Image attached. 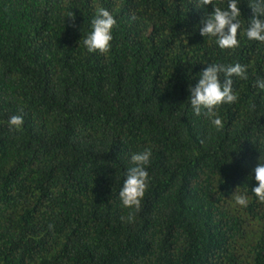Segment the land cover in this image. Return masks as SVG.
I'll use <instances>...</instances> for the list:
<instances>
[{
  "label": "trees",
  "instance_id": "1",
  "mask_svg": "<svg viewBox=\"0 0 264 264\" xmlns=\"http://www.w3.org/2000/svg\"><path fill=\"white\" fill-rule=\"evenodd\" d=\"M97 7L117 20L108 55L82 46ZM203 14L194 0H0V264H264V204L231 200L257 184L264 44L238 33L221 51ZM201 62L248 66L221 131L188 107ZM145 147L149 186L129 222L118 192Z\"/></svg>",
  "mask_w": 264,
  "mask_h": 264
},
{
  "label": "clouds",
  "instance_id": "2",
  "mask_svg": "<svg viewBox=\"0 0 264 264\" xmlns=\"http://www.w3.org/2000/svg\"><path fill=\"white\" fill-rule=\"evenodd\" d=\"M240 4L241 0H194L195 8L204 10L200 20V35L208 38V42L214 43L221 51L235 50L240 46L238 33L248 41L264 44V0H248L252 15L247 18L246 25L241 19ZM209 5L212 7L210 12L207 10ZM66 18H71V26L75 28V14L72 10L65 13V20ZM116 26L117 20L113 13L107 8L97 7L89 22V30L82 40V46L86 52L108 55L113 46V31ZM201 63H205L206 67L196 73L198 79L195 84L188 85V107L192 115L205 117L211 128L221 131L224 121L219 115L218 108L238 101V93L233 89V77L247 80L248 66L238 62ZM254 87L264 92V79L258 78ZM7 125L10 131H21L24 125L23 115H11ZM259 151L257 164L252 169L253 175L250 176L257 184L251 188V196L247 188L243 190L236 188L231 195L232 206L235 208H247L253 197L256 202L264 204V150ZM151 157V147L134 151L129 157L122 186L118 192L121 206L132 210L127 217L129 222L133 220L134 212L140 210L141 202L148 189V167L151 164Z\"/></svg>",
  "mask_w": 264,
  "mask_h": 264
}]
</instances>
